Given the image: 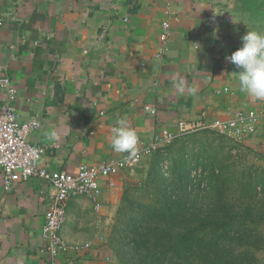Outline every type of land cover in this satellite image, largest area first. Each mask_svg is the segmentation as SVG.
Wrapping results in <instances>:
<instances>
[{"label": "crops", "instance_id": "1", "mask_svg": "<svg viewBox=\"0 0 264 264\" xmlns=\"http://www.w3.org/2000/svg\"><path fill=\"white\" fill-rule=\"evenodd\" d=\"M166 19L169 50L157 56ZM246 25L264 32V0H0V75L17 86L21 121L41 122L28 138L46 146L42 166L75 173L128 155L111 148L118 119L135 130L139 148L163 129L176 132L182 119L211 122L260 109L264 100L240 91L238 70L226 59ZM180 78L183 92L174 87ZM5 97L0 89V105ZM257 123L238 143L264 155V116ZM49 130L56 139L47 138ZM151 159L120 171L113 187L101 178L99 209L86 196L69 198L60 233L71 245L89 246L56 257L42 234L56 188L38 177L7 186L0 166V264H116V211Z\"/></svg>", "mask_w": 264, "mask_h": 264}, {"label": "trees", "instance_id": "2", "mask_svg": "<svg viewBox=\"0 0 264 264\" xmlns=\"http://www.w3.org/2000/svg\"><path fill=\"white\" fill-rule=\"evenodd\" d=\"M182 137L151 154L143 182L125 187L110 235L115 258L119 264H264V203H241L231 193L236 179L262 201L264 172L251 167L248 177L238 176L203 147L198 158L187 153ZM176 141L182 145L166 174L162 165Z\"/></svg>", "mask_w": 264, "mask_h": 264}, {"label": "built area", "instance_id": "3", "mask_svg": "<svg viewBox=\"0 0 264 264\" xmlns=\"http://www.w3.org/2000/svg\"><path fill=\"white\" fill-rule=\"evenodd\" d=\"M171 24L169 19L162 22L160 32V49L157 56H162L169 50ZM0 89L6 92V97L0 105V166L4 182L11 186L14 182L32 177L49 180L56 188V194L46 209L45 223L42 234L47 240V247L53 257L70 249L88 247L69 244L60 231L67 219V202L72 196L90 198L97 209L102 206L101 178H108V184L115 185L114 178L122 170H135L146 155H151L162 147L170 145L177 138L186 134L210 129L217 131L237 142L254 134L260 116H264V104L260 109L235 110L230 118L214 119L207 122L204 119L179 120L176 132L163 129L155 134L152 141L138 148L137 156L129 154L116 160H106L96 164H82L75 173L66 170H49L42 166L41 159L46 150L45 145L30 142V133L40 127L38 120L21 121L19 112L14 105L17 98V86L6 75H0ZM229 88H225L228 90ZM151 113L156 110L146 106Z\"/></svg>", "mask_w": 264, "mask_h": 264}, {"label": "rangeland", "instance_id": "4", "mask_svg": "<svg viewBox=\"0 0 264 264\" xmlns=\"http://www.w3.org/2000/svg\"><path fill=\"white\" fill-rule=\"evenodd\" d=\"M180 141L185 143L186 152L192 154V156L199 157L200 148L203 147L207 150V155H213V161L217 166L223 165L229 172L234 173L238 176L249 175V169L253 167L255 170L257 169L260 174L264 172V155L260 152L247 148L241 143L228 138L227 136L210 129L201 130L199 132H195L193 134H186L183 136ZM182 143L179 141L174 142L170 148H168V152H166V160L162 165V170L164 173H169L171 167L173 166V157L177 155L180 146ZM192 152V153H191ZM154 155V154H153ZM152 155V159H153ZM204 155L203 157H205ZM202 157V158H203ZM201 158V159H202ZM147 166V176L149 173V169L151 167V162ZM195 164L198 159H194ZM204 160V159H203ZM203 166H199L198 171H194V175L199 172H202ZM264 175V173H263ZM147 176L144 178L142 176L139 177L138 181L133 182L135 185H139L143 182ZM143 179V180H142ZM139 182V183H138ZM137 183V184H136ZM242 185V184H241ZM244 191L240 189V184L236 182V179L232 181L231 193L233 196L238 197V200L242 203H249L250 200H257L255 204L261 205L264 203V199L259 200V196L256 197L254 194L249 195L250 192H247L246 187L242 185ZM262 190V189H261ZM254 198H251L253 197ZM232 197V198H235ZM261 197V196H260ZM263 209V208H262ZM119 208H117L116 215H118ZM116 264L119 262L116 259Z\"/></svg>", "mask_w": 264, "mask_h": 264}, {"label": "clouds", "instance_id": "5", "mask_svg": "<svg viewBox=\"0 0 264 264\" xmlns=\"http://www.w3.org/2000/svg\"><path fill=\"white\" fill-rule=\"evenodd\" d=\"M234 21L238 22L235 19ZM240 39V46L227 55L226 59L238 70L237 79L240 91L254 99L264 100V32L253 30L247 26V31ZM174 87L183 92L185 88L183 78L174 81ZM46 136L51 141L57 138V133L54 130H49ZM110 144L116 153L137 156V134L122 118L118 119L112 127Z\"/></svg>", "mask_w": 264, "mask_h": 264}]
</instances>
